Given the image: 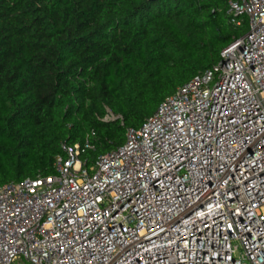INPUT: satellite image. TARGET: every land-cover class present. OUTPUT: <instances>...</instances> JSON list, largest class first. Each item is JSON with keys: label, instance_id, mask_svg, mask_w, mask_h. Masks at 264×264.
Listing matches in <instances>:
<instances>
[{"label": "built area", "instance_id": "2783aa9c", "mask_svg": "<svg viewBox=\"0 0 264 264\" xmlns=\"http://www.w3.org/2000/svg\"><path fill=\"white\" fill-rule=\"evenodd\" d=\"M226 13L247 32L122 145L0 185V264H264V0Z\"/></svg>", "mask_w": 264, "mask_h": 264}, {"label": "trees", "instance_id": "16d2710c", "mask_svg": "<svg viewBox=\"0 0 264 264\" xmlns=\"http://www.w3.org/2000/svg\"><path fill=\"white\" fill-rule=\"evenodd\" d=\"M229 1L0 0V185L53 174L64 142L122 145L247 32Z\"/></svg>", "mask_w": 264, "mask_h": 264}, {"label": "rangeland", "instance_id": "374dc122", "mask_svg": "<svg viewBox=\"0 0 264 264\" xmlns=\"http://www.w3.org/2000/svg\"><path fill=\"white\" fill-rule=\"evenodd\" d=\"M247 26H248V20H247Z\"/></svg>", "mask_w": 264, "mask_h": 264}]
</instances>
